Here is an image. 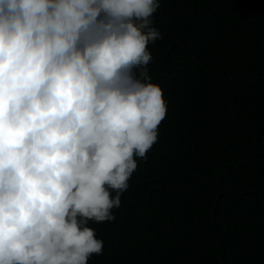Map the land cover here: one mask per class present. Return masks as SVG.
Listing matches in <instances>:
<instances>
[{
	"label": "clouds",
	"instance_id": "obj_1",
	"mask_svg": "<svg viewBox=\"0 0 264 264\" xmlns=\"http://www.w3.org/2000/svg\"><path fill=\"white\" fill-rule=\"evenodd\" d=\"M161 0H0V264H89L167 116Z\"/></svg>",
	"mask_w": 264,
	"mask_h": 264
},
{
	"label": "trees",
	"instance_id": "obj_2",
	"mask_svg": "<svg viewBox=\"0 0 264 264\" xmlns=\"http://www.w3.org/2000/svg\"><path fill=\"white\" fill-rule=\"evenodd\" d=\"M167 116L89 264H264V0H161Z\"/></svg>",
	"mask_w": 264,
	"mask_h": 264
}]
</instances>
